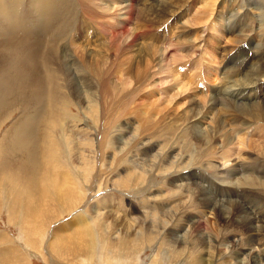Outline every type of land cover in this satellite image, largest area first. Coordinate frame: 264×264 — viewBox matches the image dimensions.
<instances>
[{
    "label": "rangeland",
    "instance_id": "obj_1",
    "mask_svg": "<svg viewBox=\"0 0 264 264\" xmlns=\"http://www.w3.org/2000/svg\"><path fill=\"white\" fill-rule=\"evenodd\" d=\"M189 1L190 7L185 9L188 12H182L177 25L180 34L188 36L190 40L191 46L185 44L187 54L176 52L169 55L162 69L148 71L150 74L147 82L141 85L137 83L134 87V81L127 73V63L121 65L122 61L126 62V56L122 61L118 59L115 64H109V60L102 58L98 60L100 71L104 72L110 68L113 73L114 69H119L122 72L118 76L123 74L126 79L122 80L128 84L127 89L118 83L115 75L110 77L112 93L102 97L100 115L95 97V102L92 99L87 100L93 106L88 104L86 109L85 102L79 103L77 98L70 94L73 86L78 88L82 77L93 83L92 92L97 90L96 71L88 62L105 51L102 53L103 50H98L99 47L95 44L91 48L88 46L83 55L86 57V68L79 66L74 47L70 46L69 52L73 51L72 57L76 59L75 64L81 72L76 79H72L70 74L64 75L63 81L62 75L58 74L61 84H64L65 78L67 86L64 84V93L61 91V95L56 96L54 102L43 97L38 104H22L8 119L0 123V264H254L251 258L258 250L255 249L250 256H239V248L233 244L234 241L236 244L241 243L240 241L247 242L250 235L255 240L259 237L256 232H244L240 225L244 220L243 216L237 217L232 208L226 209L222 216L217 215L212 207H204L200 201L206 202V197L212 196V200L217 197L216 199L221 200L224 205H229L234 199L241 201L243 197L244 201L253 205L256 212L262 216L259 219H264V173L257 171L264 170V123L258 122L255 125L248 117L246 119L250 120L230 111L223 112L219 108L214 111L216 114L207 117L208 119L201 121L197 126H194V122L184 125L181 121L178 122L181 120L179 116L185 113L188 105L177 98V92L188 81L181 74L179 77L177 75L179 80L174 81L175 78L169 70L183 63L187 64V72L194 63L195 67H199V59L196 58L199 57L198 53H203L206 41L218 36L217 26L203 28L207 19L201 27H195L193 24L195 16L203 17L205 12L207 14V11L211 10L202 8L205 1L209 0ZM253 1L260 6L258 10L263 9L262 16H256L258 11H250L256 7L251 4L247 7L249 15L246 17L252 22L243 19V22H238L239 25L248 28L252 23L255 25L264 21V0ZM231 5L234 8V3ZM232 7L230 6V12L236 11L240 18L242 13H247L246 8L238 10L237 6L235 9ZM222 10L226 11L227 5L223 4V0H219L209 16V22L215 20L216 12ZM181 26L183 30L179 28ZM158 33H161L160 36L164 34L160 29ZM171 33L167 34L166 40L170 41L169 36H172L174 43L176 37ZM190 33H193V37ZM100 34L106 37L104 30H100ZM249 36L255 38L252 33ZM227 37L221 39L220 47L223 48L225 44V50H236L237 45H234L232 37ZM198 39L203 42L198 43ZM257 39L254 41L258 42ZM260 40L264 43V34ZM85 41L84 38V46ZM101 43L103 44V41ZM246 43L247 40L243 44ZM108 44L106 41L103 45ZM158 47L163 49L164 46ZM166 47L170 48V44ZM220 47L218 49L223 50ZM193 50L197 54L194 55ZM184 55H189V59ZM229 55L223 54L218 59L219 64L222 62L220 71L223 70ZM175 57H182L184 60L180 61V58ZM223 57L225 61H222ZM249 57L251 54L245 58ZM211 60L210 58L209 61ZM262 61L264 62V55ZM61 70L64 73V68ZM218 83L214 86L208 84L210 91L214 88L221 90L222 86H218ZM197 86L196 91L206 90L207 87L199 84ZM186 88L187 91L182 94L184 97L193 94L190 87ZM217 93L218 91L216 95ZM260 93L264 96L263 92ZM258 94V90H255V97ZM207 95L198 94L197 97L207 102ZM169 100L172 106L168 104ZM152 104L155 105L150 107ZM33 109L37 110L42 122L37 137L47 139H44L45 145L38 148L41 161L37 173L34 174V183L28 180L31 178L29 175H16V169L24 162L30 164L32 160L25 159L21 151L9 159L6 172H3L4 157L8 151L2 147L9 144L13 128L24 119L22 116ZM178 110L179 116L176 113ZM155 111L160 115H154ZM164 113L165 116L172 117H164L166 120L157 124L158 117H162ZM215 115L216 119L223 121L224 126V129L216 134L217 137L220 135L219 141L206 144L207 146L198 143L193 135H196V132L192 133V130L202 127L211 129V121ZM245 123L247 125L242 126ZM248 123L253 129L248 128L245 131ZM42 124L45 129L41 127ZM191 133L192 138L187 137ZM224 138L232 140V144L227 148H221ZM240 140L245 146L242 143L240 145ZM191 168L200 173L202 178L196 179L195 183L187 180L182 182L185 187H179L181 182L178 176L186 174ZM227 172L231 175L225 177ZM4 173L8 177H2ZM8 180H11L9 183L16 189L15 194L8 192L5 185ZM24 189L29 191V198L22 192ZM56 191L59 194L56 195ZM34 193L37 200L33 196ZM203 195L206 197L203 198ZM249 221L246 220V225ZM52 231L56 234L55 237ZM57 234L63 239H59ZM63 244L65 250L61 252L62 248L59 250L58 247ZM259 262L257 264H264Z\"/></svg>",
    "mask_w": 264,
    "mask_h": 264
},
{
    "label": "bare ground",
    "instance_id": "obj_2",
    "mask_svg": "<svg viewBox=\"0 0 264 264\" xmlns=\"http://www.w3.org/2000/svg\"><path fill=\"white\" fill-rule=\"evenodd\" d=\"M218 1L219 0H209L207 2L205 1V3L203 2L204 5L202 8L211 10L209 12L207 11V14L205 12L203 17L195 16L193 20L195 27L198 25L201 27V24L205 19H207L204 22L205 26L202 25V27L204 26L203 28H216L217 26L216 30L218 29V31H216L218 36H215L211 41H206L205 45L203 46V53L202 51H200L201 53H198L199 57L196 58L199 59V67H195L194 63L190 65V71L187 72L185 70L187 64L183 63L180 65L177 64L175 69L169 70L171 76H174L175 78L174 81L179 80L177 78L180 76V74L188 81L182 87H178L179 90L177 94L179 97L177 98L184 102V104L188 105L185 113H180L181 116L178 114L179 110L176 111L178 114L177 116H179L181 119L178 120V122L181 121L183 125L194 122V126H197L207 117H212V115L216 114L214 111L219 108L223 112L229 113L230 111L234 115L238 114L243 116L242 118L245 116V119L248 117L252 120V123L255 122V125L258 124V122L264 123V96H262L260 93H264V80H262L264 79V62L262 61V55H264V43L260 40L264 34V21H259L255 25L252 23V26L249 25L248 28L238 24V22H243V19L251 21L249 17H246L249 15V12L247 11V7L249 5H256V7L250 11H258L259 13L256 16H259V18L262 16L261 11H263V9H261V11L258 10L260 9V6L258 7L253 0H244V2L241 0H223V4L227 5V10L216 12V19L209 22V16L211 15L213 8ZM232 3H234V8L231 5ZM230 6L233 9H235L237 6L239 8L238 10L246 8L245 12L247 11V15H243L242 13V18L238 17L239 14H237L236 11L233 12L232 10V12H230ZM188 7H190L189 0H0V123L8 119L15 109L19 108L20 105L22 106V104H24L23 106L26 104H38L43 97H47L49 100L54 102L56 96H60L61 91H64V84L66 85L65 78L64 84H61V81L58 79V74L62 75L63 81L64 75L70 74L72 79H76L81 72V70L77 67L78 65L75 64V58L72 57L73 51L71 53L69 52L71 47H74L73 50L76 53L75 57H78L80 62L79 66L81 68H86V57L84 58L83 55H85L87 52L88 46L91 48L95 44V46L99 47L98 50H103L102 53L105 51V53L101 54V56L99 55L95 57V59L93 58V60L88 62V64L93 65L92 69L96 71L95 88L98 91L96 90L95 92H92L93 83L89 79L86 80L85 77H82L78 83V88L73 86V88H71L70 94H73L79 103L85 102L84 104L87 105L85 106L87 107L86 109H88V104L93 106L92 103H89L87 100L92 99L93 102H95L93 99V97H95L97 99L96 103L100 115V104L102 102V97L112 93L110 77L115 75V77L118 78V83L121 86L127 87L128 84L122 80L124 78L123 74L118 76V74L122 72L119 69L116 71V69L113 68L115 70L113 73H111L110 68L106 69L104 72L100 71L98 60L102 58L104 60H109V64H115L118 59H121L122 61V58L126 56V62L122 61L121 65H125L127 63V73L128 76L132 78L131 80L134 81V87L137 83L141 85L142 83L147 82V77L150 74H148V71L155 68H159L158 70L162 69V65L167 61L166 59H168L169 55H174L176 52H185V54H187V51L185 50L187 49L185 44L188 43V45L191 46L190 40H188V36L180 34V30H178L177 25L182 12H188L185 10ZM200 13H202V10H200ZM133 22H135L134 27ZM157 27L162 33H164L162 36H160L161 33H158ZM179 28L182 29L183 27L181 26ZM100 30H104L106 37H104L103 34H100ZM175 30H178L176 34L174 33ZM182 30L181 32H183ZM169 32H172L171 34L176 37V42H172V36H169L170 41L166 40L167 34ZM251 33L255 35L254 39L258 38V42H255L254 39L249 36ZM259 34L260 36H258ZM190 35L192 36L193 33H190ZM227 36L232 37L234 45H237L235 48L236 50H225V44L223 48L220 47L222 45L221 39ZM244 36L246 39H244ZM163 37H165V40L162 39ZM84 38L86 39L85 46L83 45L84 42L82 43ZM246 40L247 43L243 44L246 42ZM101 41H103V44L107 41L109 44L103 45ZM197 42L199 43L203 41L198 39ZM197 42H195V44ZM169 44L170 48L166 47ZM158 45L164 46L163 49L158 47ZM218 47L222 48L223 50H219ZM90 48L88 50H90ZM5 49L7 50V53ZM195 54L197 53L194 51V55ZM223 54H225V56L229 54L231 55H229L230 57L227 61H225L224 57L222 58V61H225L226 64L224 65L223 70L220 71V64L222 62L219 64L218 59L221 58L220 56H223ZM250 54L251 57L246 59L245 57H248ZM190 55H192V53ZM182 57H178L180 58V61L184 60L181 59ZM188 57L187 59H189ZM175 58L178 59L177 57ZM210 58L212 59L211 62L209 61ZM203 63L208 68L204 67V65L202 66ZM92 65L90 66L92 67ZM61 68H64V73H62ZM57 82L58 87H56ZM217 82H219L218 86H222L221 90L214 88L210 91L208 84L214 86L217 84ZM198 84L199 86H207L206 90L196 91ZM186 86L190 87L193 93L192 95L189 93L190 96L188 97H184V95H182L187 91ZM260 89H263V91ZM180 90L182 92H179ZM255 90H258L259 92L258 96L256 97ZM131 91L137 90L131 89ZM209 91L210 93H208ZM217 91L218 93L216 95ZM204 93L209 95H207L209 97V101L207 102L197 97L198 94ZM258 97L260 100L259 102L257 101ZM174 101H176V98ZM255 101H257V103H255ZM171 103V100H169L168 104L171 105ZM259 103L261 104L259 105ZM154 105L152 104L150 107ZM153 114L160 115L159 113H156V111ZM164 117L170 118L172 116H165L164 113L162 117H158L159 120L157 121V124H161V121L166 120ZM22 118L24 119L13 128L11 133L12 137L9 144L2 145L4 150L8 151L4 157L3 166L5 167V170H3V172H6V167L8 163H10L9 159L12 158L18 151H21L25 155V159L32 160L30 161V164L24 162L20 168L16 169L18 171V174L16 175H29L31 178H28V180L30 179L34 183V174L37 173V170L39 169V162L41 161V155L38 152V148H40V146L43 147L45 145L44 139H47L42 136V139L37 137L40 123H42L41 116L38 114L37 110L33 109L29 111L28 114L23 115ZM175 120L177 119L175 118ZM211 124V129H203L202 127L192 130V133L196 132V135H193L196 137L198 143L202 145H209L219 141L218 137H220V135L217 137L216 134L224 129L223 121H221L219 118L216 119L215 115V117H213V121H211ZM246 125L247 123L243 124L242 126ZM41 127L45 129L44 124H42ZM128 128L130 129V127ZM248 128L253 129L249 125L247 128H245V131ZM192 133L187 137L192 138ZM241 143L242 142L240 140V145ZM221 144V148H227L232 144V140L230 138H224ZM44 149L45 148H43V150ZM193 170L194 169L189 170L190 172L186 171V174L178 176L181 182L179 187H185V184H182V182L187 180H191L193 183H195L196 179L202 178L200 173L194 172ZM257 171L259 173H262L263 171L264 173V170ZM230 175L231 174L227 172L225 177ZM3 176H5V178L8 177L6 176V173L2 174V177ZM9 182H11V180H8L5 183L6 187H8V192L15 194L16 189L14 190ZM33 188L35 189L36 187L33 186ZM25 191H27V189H24L22 192L27 195V198H29V191L26 193ZM56 192V195L59 194L58 191ZM19 194L21 193H18V195ZM33 196H35V193ZM22 197L21 199H25V197ZM204 197L206 196L203 195V198ZM211 197L207 196L206 202L200 201L199 199L200 203H202L201 205H204V207L207 208L212 207L216 211V214L221 216L225 214L226 209L232 208L235 211L232 209L231 210L233 213L235 212L237 217L240 215L243 216L244 220L243 222H240V225L244 232H256L257 236H259L258 239L255 240L250 235L248 241L245 242L246 244L243 243V241H240L241 243L236 244L234 241L233 244L239 248V256L243 254L250 256V253L256 249L258 251L252 255L251 260L254 262V264H257L259 261L264 262V219H259L262 218V216L256 212L257 210H255V207L244 201L243 197L241 198V201L234 199V201L230 202L229 205H224L221 200L216 199L217 197H214V200H212ZM35 198L37 200V196H35ZM30 209L32 210V208ZM259 212L263 213L260 210ZM246 220H250L247 225ZM195 224H197V222H195ZM53 234L55 237L56 234L54 232ZM57 235L59 239H63L59 234ZM62 242L63 241H61V243ZM59 248H62L61 252H63L65 250L64 244L61 245V247H58V249ZM245 249H247V251Z\"/></svg>",
    "mask_w": 264,
    "mask_h": 264
}]
</instances>
